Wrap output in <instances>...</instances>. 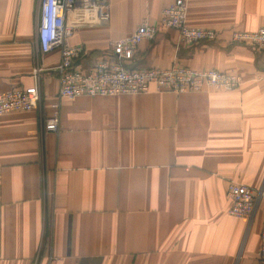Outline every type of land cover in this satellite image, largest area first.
I'll return each instance as SVG.
<instances>
[{
  "label": "crops",
  "instance_id": "0c3cea01",
  "mask_svg": "<svg viewBox=\"0 0 264 264\" xmlns=\"http://www.w3.org/2000/svg\"><path fill=\"white\" fill-rule=\"evenodd\" d=\"M175 1L108 0V24L73 27L74 67L115 62L111 43ZM184 2L186 24L215 39L183 45L162 29L123 65L235 73L238 89L59 101V51H39L38 0H0V93L31 87L36 70L40 90L38 110L0 116V264L257 263L264 53L231 35L261 27L264 0ZM55 104L60 128L48 132ZM231 181L258 193L248 219L228 214Z\"/></svg>",
  "mask_w": 264,
  "mask_h": 264
},
{
  "label": "built area",
  "instance_id": "2783aa9c",
  "mask_svg": "<svg viewBox=\"0 0 264 264\" xmlns=\"http://www.w3.org/2000/svg\"><path fill=\"white\" fill-rule=\"evenodd\" d=\"M37 10L36 40L39 51L41 54H47L55 49L59 51V63L54 69L58 80L59 101L79 97L131 96L150 91L176 95L201 93L206 89L233 91L241 84L239 75L212 69L195 71L172 65L168 69L137 70L127 69L123 65V61L130 60L142 42L152 41L162 29L177 31L179 43L183 45L215 39L213 31L189 27L186 24L187 6L184 0H177L164 8L157 24L153 25L143 20L133 34L112 42L111 50L115 62L97 61L95 68L88 73L74 67L73 63L83 49L80 46H71L68 39L76 24H108V0H38ZM70 17L72 24L69 26ZM231 41L248 43L256 52L264 53V22L255 32H234ZM259 80L264 84V75ZM39 103L40 90L36 70L33 73L31 87L0 93V116L36 111ZM52 107L55 111L46 119L44 127L48 132H58L60 128L58 104ZM257 194V191L248 186L229 182L225 192L230 202L228 214L239 219L250 218L255 210ZM256 259V264H264V231L260 233Z\"/></svg>",
  "mask_w": 264,
  "mask_h": 264
}]
</instances>
